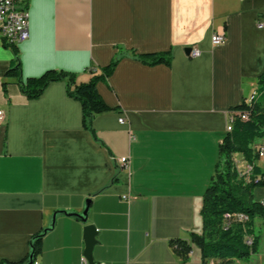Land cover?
Listing matches in <instances>:
<instances>
[{"label": "crops", "instance_id": "crops-1", "mask_svg": "<svg viewBox=\"0 0 264 264\" xmlns=\"http://www.w3.org/2000/svg\"><path fill=\"white\" fill-rule=\"evenodd\" d=\"M21 7L29 39L12 47L0 38V263L29 256L45 230L39 264H80L93 225L89 264H205L191 234L203 230V195L221 161L229 112L263 87L264 0H23ZM219 32L227 41L214 46ZM188 48L201 55L191 58ZM16 50L23 82L54 69L84 83L123 55L97 86L114 109L96 116L97 139L65 83L29 100L6 77ZM169 51L170 67L135 56ZM256 165L264 170V158ZM254 199L264 203V188ZM175 240L192 246L186 261ZM206 264H264V239L247 262Z\"/></svg>", "mask_w": 264, "mask_h": 264}, {"label": "trees", "instance_id": "trees-1", "mask_svg": "<svg viewBox=\"0 0 264 264\" xmlns=\"http://www.w3.org/2000/svg\"><path fill=\"white\" fill-rule=\"evenodd\" d=\"M15 47L16 45H11ZM138 60L149 66L164 64L172 65L173 52L135 55ZM123 55L119 54L101 71L92 69L89 81L77 82V74L65 70H48L40 77L28 78L21 81V61L16 50L15 59L6 72V77L19 81L23 94L29 100L39 99L53 83L63 82L67 95L80 102L82 106V123L85 130L97 139L93 127L96 116L109 113L114 109L109 107L97 90L101 82H105L113 74ZM260 96L252 101L245 100L229 113L248 114V119L235 115L232 132L227 135L220 146L221 161L215 169L204 195L201 209L203 230L201 234L192 233L191 243L201 250L202 261L206 264L209 259H221L228 263L233 260L247 262L259 251L260 238L255 234V220L261 218L264 225V206L255 201L254 192L264 188V170L256 165L258 156L252 146L264 138V79ZM6 90V85L4 86ZM242 155L244 160L253 165L251 177L240 176L235 159ZM225 215H243L248 221L233 223L226 226ZM45 230L37 233L31 241V254L18 262L2 261L0 264H34L43 252ZM251 238V243L247 239ZM176 253L187 260L192 246L188 242L175 240Z\"/></svg>", "mask_w": 264, "mask_h": 264}, {"label": "built area", "instance_id": "built-area-1", "mask_svg": "<svg viewBox=\"0 0 264 264\" xmlns=\"http://www.w3.org/2000/svg\"><path fill=\"white\" fill-rule=\"evenodd\" d=\"M23 0H0V38L9 45H17L29 39L30 26H29V14L27 10L21 5ZM259 28L263 27V23L259 22ZM212 44L214 46L223 45L227 41V35L225 32H219L212 35ZM201 55V52L197 48H192L190 51L191 58L195 59ZM1 84V81H0ZM248 103V99H247ZM238 114V115H237ZM242 119H248V114L236 113ZM235 115H228L227 132H232V124L235 119ZM4 119V114L0 111V120ZM120 123H124L125 119L120 118ZM253 152L258 156V160L264 158V138L257 141L252 146ZM123 170L130 168V162L128 158H121L118 160ZM236 168L240 176L247 178L251 177L254 171L253 165L249 164L244 158L235 159ZM124 200H129L128 197H123ZM264 206V203H262ZM248 221L247 217L243 215H225L224 223L229 226L233 223H244ZM248 243H251V238L247 239ZM34 264H39L37 261ZM80 264H89L88 259L84 256L81 259Z\"/></svg>", "mask_w": 264, "mask_h": 264}, {"label": "water", "instance_id": "water-1", "mask_svg": "<svg viewBox=\"0 0 264 264\" xmlns=\"http://www.w3.org/2000/svg\"><path fill=\"white\" fill-rule=\"evenodd\" d=\"M191 48L186 49V52L189 53ZM89 208H87L84 212V217L87 216ZM97 235L98 230L93 225H88L86 228V249H85V257L90 262L93 259V250L97 245Z\"/></svg>", "mask_w": 264, "mask_h": 264}, {"label": "rangeland", "instance_id": "rangeland-1", "mask_svg": "<svg viewBox=\"0 0 264 264\" xmlns=\"http://www.w3.org/2000/svg\"><path fill=\"white\" fill-rule=\"evenodd\" d=\"M259 87L260 86H258V88ZM250 96L248 97V99L250 98ZM254 229H255V234L260 238L261 241H263V239H264V225H263V220L261 218H257L255 220V227H254Z\"/></svg>", "mask_w": 264, "mask_h": 264}, {"label": "bare ground", "instance_id": "bare-ground-1", "mask_svg": "<svg viewBox=\"0 0 264 264\" xmlns=\"http://www.w3.org/2000/svg\"><path fill=\"white\" fill-rule=\"evenodd\" d=\"M257 93H254L253 96L250 98L249 102H252L254 100H256Z\"/></svg>", "mask_w": 264, "mask_h": 264}]
</instances>
